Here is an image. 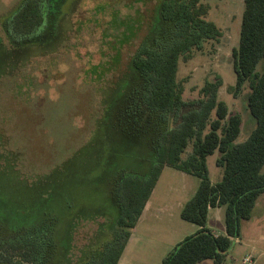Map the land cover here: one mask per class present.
Instances as JSON below:
<instances>
[{"label": "rangeland", "instance_id": "374dc122", "mask_svg": "<svg viewBox=\"0 0 264 264\" xmlns=\"http://www.w3.org/2000/svg\"><path fill=\"white\" fill-rule=\"evenodd\" d=\"M19 1L0 0V27ZM161 1L50 0L53 19L37 44L24 49L1 44L0 212L17 221L32 219L50 205L49 199L38 201L39 188L47 183L44 189L51 190L47 197L53 200L59 186L62 195L67 191L74 198L66 215L69 243L83 242L99 223L116 216L120 198L111 187L117 175L122 170L119 177L149 174L156 139L178 126L183 113L200 107L206 80L220 77L218 99L230 113L241 115L234 142L248 137L255 125L246 106L249 88L245 84L237 97L228 90L236 81L231 52L239 41L243 0H201L209 7L206 18L221 35L203 40L187 59L180 57L177 79L188 106L175 115L148 109V125L132 134L121 130L124 122L120 130L107 125L108 116L120 107L131 57L144 38L148 36L149 47L160 49L174 37L172 25L158 14ZM263 70L264 59L256 66L257 72ZM190 151L191 144L183 157ZM217 157L216 151L206 158L213 183L222 176ZM198 183L195 175L170 166L161 169L150 198L152 208L133 231L128 255L132 264H161L169 250L196 230L180 212ZM263 201L264 192L256 202ZM207 226L224 231L223 207L210 210ZM247 254L254 256L252 264H264V215L242 221L240 237L233 239L221 264H242ZM196 264L215 263L205 259Z\"/></svg>", "mask_w": 264, "mask_h": 264}, {"label": "trees", "instance_id": "16d2710c", "mask_svg": "<svg viewBox=\"0 0 264 264\" xmlns=\"http://www.w3.org/2000/svg\"><path fill=\"white\" fill-rule=\"evenodd\" d=\"M208 10V4L201 0L159 3L160 19L172 25L174 37L157 49L148 46L147 36L136 49L120 107L108 116L112 120L107 121L109 127L120 130L119 123L124 122L121 130L132 134L142 124L148 125V109L175 115L189 105L177 79L178 63L180 57L187 59L191 51L200 50L203 40L221 35L216 24L206 18ZM51 14L50 0H20L1 21L0 46L7 43L24 49L37 44L50 27ZM231 54L236 81L228 90L237 97L244 85L248 86L246 106L255 120L244 141L234 142L241 115L230 113L226 102L218 99L222 79L206 80L201 87L203 98L198 100L200 107L183 113L178 126L162 131L156 139L149 174L119 177L122 170L112 182H117L111 188L120 198L114 219L99 223L83 242L69 243L66 215L73 209L74 198L67 191L62 195L58 186L50 199L51 190H46L45 183L39 188L42 194L38 201L50 200L47 211L38 210V216L24 222L0 212V264H118L164 166L198 177V186L180 216L199 228L169 250L161 264H196L205 259L223 263L233 239L240 237L242 221L251 218L264 192V70L256 71L264 59V0H243L239 41ZM189 144L191 151L183 157ZM216 151L215 162L222 168V176L213 183L206 158ZM214 207L224 208L225 234H215L207 227L208 211Z\"/></svg>", "mask_w": 264, "mask_h": 264}, {"label": "crops", "instance_id": "0c3cea01", "mask_svg": "<svg viewBox=\"0 0 264 264\" xmlns=\"http://www.w3.org/2000/svg\"><path fill=\"white\" fill-rule=\"evenodd\" d=\"M153 192H154V188H153V190H152V192H151V195L153 194ZM151 195H150L149 199L147 200V202L145 203V206H144V208H143L142 214H141V216L139 217V219H138L136 225H137L138 222L142 219L143 215H144L145 213H147L148 211H150V209L152 208V203H151V200H150ZM181 205H182V204H181ZM214 208H215V207H214ZM212 209H213V208L209 209V211H208L207 222H208V219H209L210 210H212ZM253 214L264 215V201H263V202H259V203L256 202V204H255V206H254V208H253V210H252V216H253ZM252 216H251V218H252ZM136 225H135V227L131 230V234H130V236H129L127 242H126L125 248H124L123 253H122L121 257H120V260L118 261V264H132V263L129 261V256H128V255L130 254V252H131V250H132V247L130 246V244H131V242H132V240H133V231L135 230ZM207 227L210 228L215 234H225V228H224V231L220 233V232H218V231L213 230V229H212L211 227H209V226H207ZM198 228H199V227L197 226V227H196V230H197Z\"/></svg>", "mask_w": 264, "mask_h": 264}, {"label": "built area", "instance_id": "2783aa9c", "mask_svg": "<svg viewBox=\"0 0 264 264\" xmlns=\"http://www.w3.org/2000/svg\"><path fill=\"white\" fill-rule=\"evenodd\" d=\"M254 262V256L251 254H247L245 255L242 259H241V263L242 264H252Z\"/></svg>", "mask_w": 264, "mask_h": 264}]
</instances>
